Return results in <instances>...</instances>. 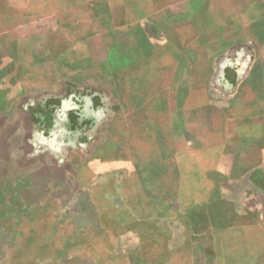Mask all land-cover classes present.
<instances>
[{
	"label": "crops",
	"instance_id": "1",
	"mask_svg": "<svg viewBox=\"0 0 264 264\" xmlns=\"http://www.w3.org/2000/svg\"><path fill=\"white\" fill-rule=\"evenodd\" d=\"M0 57L1 132L35 128L31 184L71 186L80 232L145 219L150 263L264 264V0H0ZM121 245L71 241L83 264Z\"/></svg>",
	"mask_w": 264,
	"mask_h": 264
},
{
	"label": "rangeland",
	"instance_id": "2",
	"mask_svg": "<svg viewBox=\"0 0 264 264\" xmlns=\"http://www.w3.org/2000/svg\"><path fill=\"white\" fill-rule=\"evenodd\" d=\"M18 48V41L11 43L10 60L17 59L14 55L17 54ZM2 64L0 57V70ZM9 71L0 72V85L10 75H17L12 64ZM4 112V108L1 107L0 264H83L79 260L83 257L80 254L82 251L79 252L80 248L72 249L71 241L90 240L96 244L97 248L106 236L107 240L112 242L118 240L122 244L121 248L111 246V250H106V253L110 251L116 253L122 259L120 264H154L150 263L154 260L151 257L157 258L162 253L163 248L160 241L164 239V236L160 235L158 239L152 237L153 234L144 232L147 224L145 219H139V223L143 221L140 225L143 232H139V236L134 232L135 230L124 232L116 228L117 217L103 219L104 225L101 229L95 226L80 232L79 228L85 229L79 226L83 219L74 216L70 206L66 204L68 203L66 200L71 197V186L69 188L60 187V191L54 194L35 192L31 182L34 181L36 168L41 161L36 151L40 138L35 128L29 126V121L28 131L32 130L31 132H1L4 126L2 122ZM19 116L17 109L12 110L8 122L13 124V119ZM15 123L18 125L17 122ZM74 202L79 205L83 203L82 200L77 199ZM190 224H195L194 218H191ZM183 232L184 219L182 222L176 220L170 223L169 236L171 239L182 237ZM140 240L143 244L138 250L140 256L136 257L135 250L128 242L138 241L140 243ZM152 240L159 241L158 245L148 242ZM94 251L96 256H104L105 250L97 248ZM91 264L95 263L91 262Z\"/></svg>",
	"mask_w": 264,
	"mask_h": 264
}]
</instances>
